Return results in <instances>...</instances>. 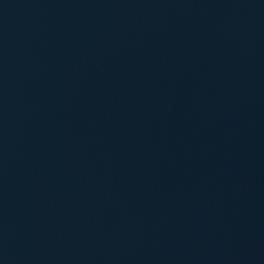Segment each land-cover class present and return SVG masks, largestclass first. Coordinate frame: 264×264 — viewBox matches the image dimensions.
<instances>
[{"label":"water","instance_id":"1","mask_svg":"<svg viewBox=\"0 0 264 264\" xmlns=\"http://www.w3.org/2000/svg\"><path fill=\"white\" fill-rule=\"evenodd\" d=\"M0 264H264V0H0Z\"/></svg>","mask_w":264,"mask_h":264}]
</instances>
